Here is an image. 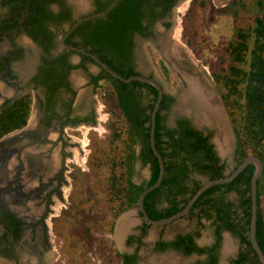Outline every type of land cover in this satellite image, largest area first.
<instances>
[{
  "label": "trees",
  "instance_id": "16d2710c",
  "mask_svg": "<svg viewBox=\"0 0 264 264\" xmlns=\"http://www.w3.org/2000/svg\"><path fill=\"white\" fill-rule=\"evenodd\" d=\"M138 1L117 0L107 11L109 17H99L98 22L88 28L83 37L82 43L88 44L100 60L122 76L137 73L133 69L130 37L132 29L143 28L135 11ZM202 1L204 4L205 0ZM256 2L264 7V0ZM26 18L33 23L36 20L32 10ZM24 29L32 34L26 25ZM32 36L37 38L36 34ZM223 53L218 56V64L210 73L226 107L234 136V163L231 168L248 152L256 154L262 163L261 172L256 178L254 236L264 253V205L259 204V196L264 187V17L256 14L247 26H236L234 38L227 42ZM84 58L88 56L82 54ZM159 66L166 73V66L160 60ZM37 75L40 82L52 90L59 71L49 65ZM90 77L93 81L103 78L107 92L112 96L110 119L106 123L107 142L110 145L106 190L115 217L125 208L136 205L139 192L152 183L157 175V160L150 149L148 138L149 111L157 90L137 78L121 80L102 67ZM171 101L172 97L162 92L154 116L153 141L162 158L163 173L158 185L143 195V207L152 218L166 216L180 209L200 185L202 179L198 176L213 178L231 170L227 171L225 161L216 153L208 130L195 127L184 116L177 117L173 125L165 122L164 111L169 108ZM29 107V91L0 106V136L24 125L30 112ZM136 157L147 164L148 168L147 176L138 181L132 179ZM252 170L253 164L247 163L231 179L208 185L196 196L188 211L180 215L195 219L196 226L200 224L201 218L209 220L212 227L210 243L197 244L194 238L199 231L194 227L174 233L171 239L157 238L155 247L170 246L183 253L203 255L189 264H217L221 233L226 230L239 243L229 259L230 264H262L248 239L249 177ZM7 217L11 224L21 222L12 213H7ZM148 225L144 219L141 220L139 233L135 237L137 241L146 232ZM131 237L128 236V240ZM114 253L123 264H127L128 259L131 261L129 264H132L136 256L135 252Z\"/></svg>",
  "mask_w": 264,
  "mask_h": 264
},
{
  "label": "rangeland",
  "instance_id": "374dc122",
  "mask_svg": "<svg viewBox=\"0 0 264 264\" xmlns=\"http://www.w3.org/2000/svg\"><path fill=\"white\" fill-rule=\"evenodd\" d=\"M202 4V0L189 2L185 13L180 15L181 33L174 51L173 63L182 71L197 76L205 95L211 94L207 100L211 105H218L226 126V136L219 120L213 114L204 112V119L194 121L191 113L178 109L176 99L173 105L164 111L165 122L171 124L174 116L179 113L193 119L199 128L210 132V140L215 150L229 168L234 163V136L226 107L210 71L217 66V58L224 54L227 42L234 38L235 27L247 26L251 23L253 15L264 17V7H260L256 0H205ZM0 12L3 13L1 9ZM153 36L155 35L151 33L142 40L136 37L134 49L138 60L136 67L144 71L150 69L175 98L178 96L180 82L176 74L168 68L161 48L153 44L156 38ZM159 60L166 66V73L159 67ZM88 66L90 70L96 69L93 65ZM70 75L73 80L83 79L79 68L71 69ZM180 80L183 87L185 82L182 78ZM7 83L6 79H0V100L5 97L2 87ZM81 90L83 87L80 88V92ZM95 91L96 99L104 105L99 103L97 107L102 106L106 118L102 113L104 121L89 128L86 135L84 131L69 128V125L58 128L57 118L47 134L36 131V127L29 122V126L0 137V193L3 194L1 198L11 209L20 211L26 222L23 230L24 239L42 246L44 251L55 250V257L48 259V264H115L117 262L115 249L124 250L122 243L126 232L139 222L135 204L120 211L115 217L112 215L106 190L107 161L110 153L106 123L110 119L109 107L112 96L107 92L108 88L104 82H101ZM101 124L104 129L98 132L101 130ZM94 126L98 128L97 131L93 129ZM22 135L27 138L24 137L22 144H18L17 141ZM224 137L228 141L227 149L221 151ZM74 138H80L78 141L86 140L79 163L68 162L73 160V151L77 149V145L73 147L77 143ZM137 147L135 144V150ZM147 174V164L136 157L132 179L138 181ZM198 177L204 179L202 176ZM49 196L52 198L48 200ZM56 202L59 209L54 211L52 208ZM259 204L264 205V187L259 196ZM46 205L48 208L41 211ZM49 211L53 215L49 214ZM119 216L130 217L131 222L117 238L115 222ZM194 227L199 231L195 238L200 244L211 240L212 227L209 220L204 218H201L197 226L195 219L187 216L176 217L161 224L151 223L143 237L137 264H187L192 261L196 257L194 254H183L172 249L153 251L150 243L158 234L167 238L177 231H187ZM238 245L235 236L223 231L218 249V264H230L229 259L234 255Z\"/></svg>",
  "mask_w": 264,
  "mask_h": 264
},
{
  "label": "flooded vegetation",
  "instance_id": "af4514ba",
  "mask_svg": "<svg viewBox=\"0 0 264 264\" xmlns=\"http://www.w3.org/2000/svg\"><path fill=\"white\" fill-rule=\"evenodd\" d=\"M179 1L180 0H140L135 4V11L138 13L140 23L143 25L141 30L137 28L132 29L130 37L133 69L137 73L158 80L150 69L144 71L136 67L138 62L134 50L136 37L142 40L144 37L153 33L155 35L153 37H156L155 40H153V44L161 48L159 40L162 41L165 35L160 33V26L164 25V29H167V26L172 23L173 11ZM190 2H192V0ZM116 3L117 0H0V9L3 12H0V79L4 78L8 81V83L2 87L3 91L1 90L5 97L3 100H0V106L10 102L17 95L29 91V116L33 112L34 100L37 99L36 114L33 122L30 123L36 127V131H40V133L45 132L47 134L48 131L51 130L49 129L51 124L58 118V122L56 123L58 128L61 129L63 126L69 125V128L78 129L81 132H83L82 129L84 128L87 134L89 128H92L95 124L97 125V106L101 101L96 99L95 90L104 80L100 77L96 79V81H93L90 77L91 74H95L99 71L100 66L97 67L94 60L84 52L88 51L94 54V52L90 50L88 44L82 43L83 37L87 29L98 22L97 19L99 17L103 19L109 17L107 11ZM30 10L35 14V19L37 20H33L34 23L28 21L26 18ZM24 25L31 30L32 34H36V39L31 33L24 29ZM167 41L169 44V40ZM140 45L142 46L141 41ZM71 46L83 48L84 51L74 49ZM82 54H85L88 58L82 59ZM49 65L56 67L59 71V76L55 79V87L52 90H49L43 85L37 75L45 66ZM88 65H93L96 69L90 70ZM73 68H79L80 72L83 74V79L81 81L72 79L70 70ZM147 68L150 67L147 66ZM176 68L177 71L174 74H176V78L180 82L178 96L174 98L169 91L165 89L162 90V92L172 97L169 107L173 105L174 99L178 102L179 107V93L187 87V77L194 78L198 86H200L197 76L192 75L193 73L184 72L177 66ZM181 78L185 82L183 87L181 86ZM159 83L163 87L160 81ZM81 87H83V90L80 92ZM34 89L35 93H33ZM201 92L205 95L202 90ZM209 96H211L209 93L205 95L206 106H204L211 109L213 105L207 100ZM100 110L102 113V107H100ZM184 111L191 113L194 121L197 122L205 118L204 112L209 113L208 110H204L201 111L202 113L198 114L199 116H196L197 114L194 110ZM180 116L188 118L190 123L199 128L193 123V119L189 118L184 113L176 114L170 125H173L175 119ZM91 118H93V121H91ZM29 122H25L24 125L14 128L9 132L23 129L30 125ZM21 137L19 141H17L18 144H22L24 141L22 139H24L25 135ZM74 139L77 143L73 147L77 145V151L78 147L82 146V143H84V145L86 144L85 139H83L85 142L77 140L80 138ZM78 152L79 155L82 154V152ZM2 196L3 194L0 193V264H48V259H54L55 257L53 255L55 250L51 249L48 252L47 250L44 251L42 246L32 244L31 241L28 242L24 239L23 230L26 222L20 215V211L11 209L7 202L2 200ZM50 197L51 196L47 199L49 200ZM44 207H42L41 211L48 208L47 205ZM49 212L48 213L51 214V211ZM7 213H12V216L19 219L21 222L11 224V221L7 217ZM137 214L139 217L138 210ZM123 217H121V219ZM46 219L47 218H45V223ZM142 219L143 218L139 217V222L131 226L126 232L122 243L124 250L120 251L117 248L115 249V251L124 254H132L135 252L136 256L133 257L132 264H137L140 249L142 248L143 237L147 232L146 230L138 241L136 240L135 237L139 233L138 226L141 224ZM149 226L150 223L148 227ZM40 235L41 231L39 232V236ZM130 235H132V237L128 240V236ZM173 235L164 238L158 234L150 243L151 250L162 251L165 249H172L181 252L170 246L164 248L155 247V240L157 238L167 240L171 239ZM194 240L197 244L202 245L196 238H194ZM210 241L208 243H210ZM27 244L31 247L27 246ZM25 247L31 248V252H29L30 257L27 256L28 258L23 256V252L26 251ZM183 254H194L196 256L195 258L203 256L202 254H196L194 252ZM130 262L129 259L126 261L127 264ZM117 263L123 264L120 257L117 259Z\"/></svg>",
  "mask_w": 264,
  "mask_h": 264
},
{
  "label": "water",
  "instance_id": "95a60500",
  "mask_svg": "<svg viewBox=\"0 0 264 264\" xmlns=\"http://www.w3.org/2000/svg\"><path fill=\"white\" fill-rule=\"evenodd\" d=\"M63 42V41H62ZM74 49H78L81 51H84L83 48L77 47V46H71ZM85 53H87L95 62V64L97 65V67H102L103 69H105L107 72H109L110 74H112L113 76L124 80V81H128L131 78H137L139 80L142 81H146L149 84H151L152 86H154L157 90V94L153 100L152 103V107L149 111V131H148V138H149V146L151 151L153 152V154L156 157L157 160V165H158V170H157V175L155 180L146 185L138 194L137 197V201H136V208L138 210V212L141 214L139 217L143 218L146 222L148 223H155V224H161V223H165L168 222L176 217H179L180 215L186 213L191 205V203L193 202V200L196 198V196L204 189L206 188L208 185L215 183V182H223V181H227L229 179H231L235 174H237L247 163H251L253 164V170L251 172V175L249 177V195H250V215H249V224H248V239L250 242L251 247L253 248V250L255 251L259 261L264 264V253L262 252V250L260 249L258 243L256 242L255 236H254V229H255V218H256V178L259 176L260 172H261V168H262V163L260 158L252 153V152H248L247 154H245L242 158V160L236 164L233 168H231V166L227 169V171L229 169H231L228 173L222 175V176H218V177H213V178H204L200 185L195 189V191L189 196V198L186 200L185 204L178 210L172 212L169 215L166 216H162L159 218H152L149 217L146 210L143 207V195L146 191H148L149 189L153 188L154 186L158 185L161 177H162V173H163V162H162V158L161 155L159 153V151L156 149L155 145H154V141H153V130H154V116H155V112L156 109L158 107V101L161 97V93L162 90H164V86L162 87L161 84L159 83L158 80L141 74V73H132L128 76H122L121 74L117 73L116 71H114L112 68H110L109 66L106 65V63H104L102 60H100L96 55H94L91 52L88 51H84ZM166 90V89H165ZM29 117V115H28ZM27 117V120H28ZM26 120V122H27ZM194 123V121H193ZM195 124V123H194ZM9 132V131H8ZM6 132V133H8ZM6 133H4L3 135H5ZM3 135H1L0 137H2ZM216 153L218 154V156L220 157V159H222L221 155L216 151ZM226 171V172H227ZM226 231V230H225Z\"/></svg>",
  "mask_w": 264,
  "mask_h": 264
},
{
  "label": "bare ground",
  "instance_id": "6f19581e",
  "mask_svg": "<svg viewBox=\"0 0 264 264\" xmlns=\"http://www.w3.org/2000/svg\"><path fill=\"white\" fill-rule=\"evenodd\" d=\"M189 2H190V0H180L174 8L172 23H170L167 26L168 27L167 29H164V25L160 26V33L165 35V37H163L164 39L162 41L159 40V44L161 46V52L163 54V57L166 59L169 68L174 73H175V71H177L176 67L173 63L174 51L176 49L177 43L179 41L180 33H181V20H182V18L180 15L185 13V11L189 5ZM167 34H168V36H167ZM167 40H169V44H168ZM186 80H187V87L185 88V90H182L181 93H179L180 95H179V100H178L179 101V107L178 108L180 110L181 109L194 110V111H196V114H197V115L195 114L196 116H199L198 114L202 113L201 111H204V110L207 111L208 110L210 114H213L215 116V118H217L219 120V123L222 126L221 129L224 130L223 134H224V136H226V134H225V127L226 126L224 125V122L222 121V117H221V113L219 112L218 105L217 104L213 105L211 109L205 107L206 106V103H205L206 97L201 92L202 89L200 88V86H198L196 80L192 77H187ZM36 100H34L33 112L30 114L31 118L29 116L27 123L29 122V119H30V122H32L34 120V117L36 114V104H37ZM97 112H98V116H97V125L95 124L96 126H98L100 124V122L104 121V118L102 116L103 114L101 113L100 107H97ZM96 126H94V130L98 129ZM82 131H84V133H85L86 129L83 128ZM83 142H85V141H83ZM227 142H228L227 138L224 137L221 151L227 149ZM85 145H84V143H82V146L78 147V151L82 152L83 147H85ZM78 151L76 149L73 151V160H68V162L79 163L80 155H79ZM66 163H67V160H66ZM57 203L58 202H56L55 207L52 208L54 211L55 210L57 211L59 209V205H57ZM51 215H53V214H51ZM121 216H119L116 220L117 225H116L115 235L117 238L120 237L121 232L131 222L130 217L125 216L121 219L120 218ZM118 219H119V221H118ZM25 249H26V251L23 252V256L28 258V257H30L29 252H31V250H30L31 248L25 247ZM53 255L55 256V253Z\"/></svg>",
  "mask_w": 264,
  "mask_h": 264
},
{
  "label": "built area",
  "instance_id": "2783aa9c",
  "mask_svg": "<svg viewBox=\"0 0 264 264\" xmlns=\"http://www.w3.org/2000/svg\"><path fill=\"white\" fill-rule=\"evenodd\" d=\"M102 103V102H101ZM102 105H103V103H102ZM104 106V105H103ZM103 111V110H102ZM102 113H104V115H105V118H106V114H105V112L103 111ZM100 131H98V132H101L103 129H104V127H103V125L101 124V126H100ZM97 131V130H96Z\"/></svg>",
  "mask_w": 264,
  "mask_h": 264
}]
</instances>
